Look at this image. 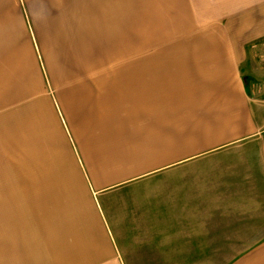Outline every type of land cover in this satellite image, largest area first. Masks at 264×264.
Segmentation results:
<instances>
[{"label": "crops", "instance_id": "1", "mask_svg": "<svg viewBox=\"0 0 264 264\" xmlns=\"http://www.w3.org/2000/svg\"><path fill=\"white\" fill-rule=\"evenodd\" d=\"M168 1L136 48L137 0H0V132L48 166L19 264H264V0Z\"/></svg>", "mask_w": 264, "mask_h": 264}, {"label": "rangeland", "instance_id": "2", "mask_svg": "<svg viewBox=\"0 0 264 264\" xmlns=\"http://www.w3.org/2000/svg\"><path fill=\"white\" fill-rule=\"evenodd\" d=\"M156 1L159 0H137V17L134 29L136 48H141L146 44L149 47L154 46V39L158 38L156 36L157 21L147 20L144 17H150L159 12L155 10L146 11L147 14L141 13L146 10L147 5L156 6L153 4ZM157 19L158 17H156ZM120 40L123 38L121 37ZM256 48H264V44L257 45ZM7 135L0 132V264H19V257L26 251L23 242L32 238V232L36 235L38 229L40 230L46 222V219H42L40 210L41 208L46 209V198L43 196L44 199H42L41 195L47 193L44 192L47 182L44 184L43 181L34 180L37 177L33 176H38L35 175L37 172H47L48 166L44 164L38 167L19 166V134L12 135L8 131ZM44 217H46V213ZM243 247L233 246V250L239 251ZM28 249L30 250V247ZM211 263L224 264L225 261Z\"/></svg>", "mask_w": 264, "mask_h": 264}]
</instances>
